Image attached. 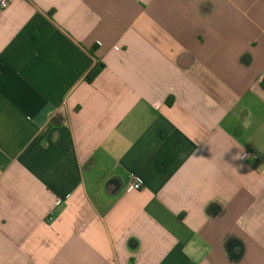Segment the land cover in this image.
<instances>
[{
  "label": "crops",
  "instance_id": "crops-1",
  "mask_svg": "<svg viewBox=\"0 0 264 264\" xmlns=\"http://www.w3.org/2000/svg\"><path fill=\"white\" fill-rule=\"evenodd\" d=\"M1 1L0 264H264V0Z\"/></svg>",
  "mask_w": 264,
  "mask_h": 264
},
{
  "label": "clouds",
  "instance_id": "clouds-1",
  "mask_svg": "<svg viewBox=\"0 0 264 264\" xmlns=\"http://www.w3.org/2000/svg\"><path fill=\"white\" fill-rule=\"evenodd\" d=\"M55 138V137H54ZM234 159H241V155L238 153L236 156L233 157ZM196 241L192 240L190 241L183 249L182 252L188 256L190 259H198V257H196V252H197V248H196Z\"/></svg>",
  "mask_w": 264,
  "mask_h": 264
},
{
  "label": "trees",
  "instance_id": "trees-1",
  "mask_svg": "<svg viewBox=\"0 0 264 264\" xmlns=\"http://www.w3.org/2000/svg\"><path fill=\"white\" fill-rule=\"evenodd\" d=\"M104 65L102 63H98L86 76V80L88 82H92L94 78L100 73Z\"/></svg>",
  "mask_w": 264,
  "mask_h": 264
},
{
  "label": "built area",
  "instance_id": "built-area-1",
  "mask_svg": "<svg viewBox=\"0 0 264 264\" xmlns=\"http://www.w3.org/2000/svg\"><path fill=\"white\" fill-rule=\"evenodd\" d=\"M1 6L6 7L8 5V0H2ZM130 186L133 189H140L142 186V182L139 180L138 177L134 176L132 181L130 182Z\"/></svg>",
  "mask_w": 264,
  "mask_h": 264
}]
</instances>
